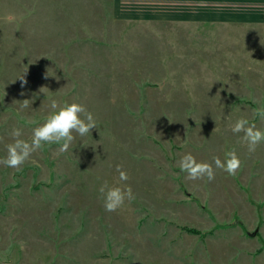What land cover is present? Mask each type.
<instances>
[{"label":"rangeland","instance_id":"rangeland-1","mask_svg":"<svg viewBox=\"0 0 264 264\" xmlns=\"http://www.w3.org/2000/svg\"><path fill=\"white\" fill-rule=\"evenodd\" d=\"M139 1L0 0V158L52 99L96 120L66 151L0 165V264H264V142L249 153L230 130L241 117L264 130V20ZM230 147L235 175L213 163ZM187 153L215 178L189 179ZM105 181L134 199L106 211Z\"/></svg>","mask_w":264,"mask_h":264},{"label":"clouds","instance_id":"clouds-1","mask_svg":"<svg viewBox=\"0 0 264 264\" xmlns=\"http://www.w3.org/2000/svg\"><path fill=\"white\" fill-rule=\"evenodd\" d=\"M21 85L26 84L23 76L20 77ZM23 95V93H21ZM19 110L23 111L31 107L32 99L19 101ZM52 111L43 118L42 123L36 120H30L29 123L36 125L32 129L31 141L21 139L20 128H14L10 135L13 142L6 146V155L0 158V165L20 170L21 166L27 162L33 153L43 150L45 145L59 144L60 151H66L74 139L73 133L79 136H87L91 129H96V120L93 114L80 103H65L62 106L57 104L55 99L50 101ZM254 116H258L264 121V106L257 107L253 110ZM230 130L234 134H242L240 143L247 146L249 153L255 152L257 146L264 142V130H260L255 124H250L248 119L239 118L234 124L230 125ZM215 168L227 172L229 175H235L241 167V160L235 148H229L225 152V159L222 161L218 157H213ZM179 167L182 172L186 173L189 179L197 180L207 177L208 181L215 178L213 164L208 162H198L196 158L187 153L179 161ZM120 181H127L128 175L117 166ZM104 200L106 211L114 212L123 206L125 200L134 199L130 187L121 188L119 186H109L105 181L99 189Z\"/></svg>","mask_w":264,"mask_h":264},{"label":"crops","instance_id":"crops-1","mask_svg":"<svg viewBox=\"0 0 264 264\" xmlns=\"http://www.w3.org/2000/svg\"><path fill=\"white\" fill-rule=\"evenodd\" d=\"M140 2L139 0H129ZM144 4L168 3L187 12L189 20H264V0H141ZM183 18V17H179Z\"/></svg>","mask_w":264,"mask_h":264},{"label":"water","instance_id":"water-1","mask_svg":"<svg viewBox=\"0 0 264 264\" xmlns=\"http://www.w3.org/2000/svg\"><path fill=\"white\" fill-rule=\"evenodd\" d=\"M256 234V231H254L253 233H252V235H255Z\"/></svg>","mask_w":264,"mask_h":264}]
</instances>
